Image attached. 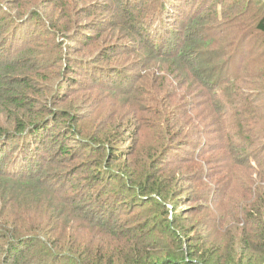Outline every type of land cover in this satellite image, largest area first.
<instances>
[{
    "label": "trees",
    "instance_id": "16d2710c",
    "mask_svg": "<svg viewBox=\"0 0 264 264\" xmlns=\"http://www.w3.org/2000/svg\"><path fill=\"white\" fill-rule=\"evenodd\" d=\"M11 1L17 2L14 8L10 7V10H13L10 17H13L17 23L22 13H25V2L28 0H0V11L6 12L4 5ZM72 3L71 0L59 1V10L69 12V9L72 10L74 7ZM100 3L101 1L90 2L86 4L82 12L91 15L96 11L112 12L115 6L111 1L113 6L107 4V8H101ZM138 12L131 13L134 25L127 23L128 26L124 25L121 28L132 36L139 32L144 33L142 19L149 17ZM153 14L152 12L151 15ZM99 17L101 20L93 17L94 19L86 25L77 21L73 27H70L71 21H68L61 26L60 32L70 34L77 28V32L79 30L83 32L84 40L87 39V42L103 40L102 33L101 35L88 33L95 30L102 32L106 29L105 25L111 26V18L105 15ZM191 19L195 25H202L203 16L197 15L196 18ZM113 24L115 27L120 26L119 22ZM29 25L27 24L26 27ZM12 27L17 26L12 21L7 23L2 13L0 35H6L9 43L5 42L3 47V42H0V49L4 51L0 52L1 157L13 152L14 147L11 143L15 141L16 136L23 135L25 130L39 127L32 132L38 134V131L46 126L36 123L32 120L35 116H30L28 120L30 124L25 127L24 120L17 112L25 110L27 104L29 85L25 84V71L33 69L32 63L28 62L33 48L29 43L20 47L19 41L22 43L24 37L29 40L30 34L27 31L26 38L25 31L22 30L18 32L19 38H17L18 34H13ZM81 27L82 30L79 29ZM47 28L50 29V27ZM255 29L264 35V14L256 17ZM77 32H73L75 37H69V41L76 42L79 39ZM159 35H163V40H157L148 45L152 50L149 58L169 62L171 73L175 71L174 67L179 65V78L177 73H172V82L175 85L173 92L179 87L181 90L177 97L184 103L183 106L168 105L165 99H157V92L162 85L160 83H157L158 87L151 85L150 93L154 95L149 101L155 104L154 109L149 110L153 112L149 118L153 122L150 125L153 131L152 140L148 147L138 145L139 158L131 162L132 166L137 164L139 170L135 171L130 167L126 158L124 161L117 159V167H109V169L101 165V158L93 161L88 159L82 164L90 165L92 170L87 176L92 175V180L87 178L86 186L79 181L75 185L71 177H67L65 180L69 181L67 187L64 182L61 185L63 188L56 191V186L58 188L62 180L57 176L58 173H63L60 171L64 167L60 162L61 159H59L61 169L51 170L47 167L48 163L43 168L40 158L31 160L28 155L26 162L23 158L24 165L28 163L25 165V171L14 173L17 178H13L9 168L0 167V241L2 242L0 243V264H46L45 259L55 261V254L58 260H65L64 264H264V184L259 182L261 185L257 188L248 184V180L254 181L253 175L256 177L258 173L262 176V173L253 169L254 149L250 146L254 141L246 134L243 126L247 116L237 107V103H232L229 108H225L221 96L214 104L210 100L211 93L215 94L219 86L216 81L217 74L221 73L223 76L225 68L221 64L223 61L216 59L219 53H213L211 61L208 58L202 60L208 54L204 50L205 54L201 55L202 48L206 46V49H210L209 39L204 36L201 38L191 36L190 40L185 38L174 40L173 34L169 31L159 32ZM92 37L94 39L89 41ZM11 43L16 46L10 47ZM15 47L21 49L20 52L15 50ZM139 49L146 51V45ZM22 52H25V60ZM14 54L18 55L17 60L11 61V56ZM47 59L50 60V58ZM192 59L190 63L189 60ZM138 62L140 66L145 64L141 58ZM181 75L184 78L191 75L192 78L189 77L185 83L184 79H180ZM138 77L139 75H136V78L133 76L132 79L138 80ZM111 83L117 85L119 81L114 77ZM197 96H202L205 101L197 102ZM197 106L199 110L192 114L191 110ZM186 107L189 108L188 111ZM205 109H208L209 113H205ZM185 113L191 115L185 117ZM75 116L72 114L68 117L72 123L77 124L89 117V115L79 118ZM55 118H57L56 122L64 124L65 119L62 115L59 116L57 113ZM140 118L141 115L137 114L136 121L138 122ZM6 123H13L14 129L4 126ZM232 123H234V129L231 128ZM70 130L71 128L68 129ZM112 131L113 129L109 128L105 133L107 140H104L102 145L105 144L109 152L115 151V156L121 151L120 145H125L129 139L126 142L119 140L118 135H111ZM79 132L82 136L89 138L87 142L85 141L84 147L100 151V145L95 144L94 133L89 135L82 127ZM189 134L197 135V138H200V135L209 137L216 135L219 139L216 144L207 141V146L204 143L196 145L195 148L207 147L205 152L208 151L215 157L227 155L244 164L234 162L232 168L227 165H213L216 163L211 160L212 156L203 158L206 156L203 153L197 158L186 159L184 168L190 181L202 183L208 195L201 190H196V192L187 191L181 198V194L174 195L173 179L162 175L163 171L160 167L165 158L178 156V154L174 155L176 149L198 142L195 139H186ZM100 136V133H97V138L101 140L102 136ZM140 136H142L140 131L133 133L135 140H140ZM18 138L16 144L19 149V145L25 143V136ZM54 139L51 142L58 147L57 157L64 158L72 154L66 145L61 146ZM3 140H6L9 146L7 143L2 144ZM133 145L134 143L129 148L131 149ZM260 150L264 153V143H261ZM128 155L138 157L132 152ZM124 156H127V153ZM29 160L33 163L32 165H29ZM36 165L40 166L38 175ZM238 172H246L249 176L239 183L241 177L239 175L234 177V173L238 174ZM235 181L241 188L243 195L241 198L230 194L234 188H237L234 186ZM212 190H214L213 194L223 195V200L226 201L223 203L222 200L223 204L226 206L229 202L233 204L231 210L241 214L242 224L229 210L223 211V214L218 217L220 220H213L210 217L200 218L199 215L185 217L186 212H195L194 214L198 212L197 205H189L191 198L194 197L196 202L200 201L207 198ZM56 192H60L62 196L54 194ZM195 195L202 197L198 199ZM39 203L43 205L40 206ZM83 204L87 211L79 209V205ZM184 206H189V209L184 210ZM223 216L225 219L222 220ZM207 219L209 223H203L202 220ZM222 221L223 223L218 225ZM205 229L208 234L211 233L207 239H205L206 234L202 232ZM43 234L45 237L42 238ZM214 236L217 238L215 244H213ZM47 239L53 240L50 244L54 243L63 255L50 254L47 251L42 255L33 254L28 257L31 258L29 261H25L26 251L28 249L37 251L39 246L46 247L49 244ZM218 242H220L219 246ZM206 243L213 246V252L206 249Z\"/></svg>",
    "mask_w": 264,
    "mask_h": 264
},
{
    "label": "rangeland",
    "instance_id": "374dc122",
    "mask_svg": "<svg viewBox=\"0 0 264 264\" xmlns=\"http://www.w3.org/2000/svg\"><path fill=\"white\" fill-rule=\"evenodd\" d=\"M59 1L63 0L26 1L25 13H22V17L17 23L13 17H10L13 13L10 7L14 8L17 5L16 1L6 3L4 5L6 9L2 6L6 12L0 11V17L3 13L7 23L12 21L17 26L11 28L14 35L23 30L27 38V31L29 32V40L24 37L22 43L19 41L18 45L24 47L22 45L30 44L33 48L28 59V62L32 63L33 69H26L25 71V84L29 85L27 87L29 89L27 104L25 110L17 111L19 117L24 120L25 127L30 124L28 123L30 116H35L32 120L36 123L46 125L44 129L38 131V134L32 132L39 129V127L33 130H25L23 135L16 136L15 141L11 143L15 151L0 156V167L3 169L9 168V171H12L13 178H17L16 172H24L25 165H28V163H25V165L23 163V158L26 162L28 155L31 160L40 158L43 168L48 163L47 167L51 170L61 169L59 163V159H61L60 162L64 167L60 171H63V173H58L57 176L62 180L58 188L54 186L56 191L63 188L61 185L64 182H66L67 187L69 183V181H65L67 177H71V181L75 185L78 181L85 184L87 178L92 180V175L87 176L90 174L89 171L92 170L90 165L82 164L88 159L93 161L101 158V165H105L109 169V167H117V159L124 161L126 158L130 167L138 171L137 164L132 166L131 162L139 158L138 147H148L153 135L150 128L153 122L149 119L151 114L153 115V112L149 110L154 109L153 106L155 105L149 101L154 95V93H150L151 85L157 86V83L162 85L157 92V99H165L170 106L176 104L183 106L184 103L183 100L177 97L181 89L178 87V90L173 92L175 85L172 82V73H177L179 78V65L175 66V71L171 73L169 62L149 58L152 55V50L148 45L155 43L157 40H163V35L160 36L159 32L169 31L173 34L174 40L175 38L190 40L191 36L208 38L210 49H206V46L202 48L201 55L205 54L204 50L208 52L202 60L208 58L211 61L212 54L219 53L216 59L223 61L221 64L225 68L223 76L221 73L217 74L216 81L219 86L215 94L211 93L210 100L214 104L221 96L225 108H229L232 103H237V107L242 109L244 115L247 116L246 123L243 126L246 134L254 141L250 146L254 149L253 165L255 166L253 169L262 173V176L258 173L256 177L253 175L254 181L250 182L248 180V184L254 185L256 188L264 184V153H261L260 150L261 143H264V35L255 29L256 17L264 14V0H71L74 7L72 10L69 9V12L59 10ZM99 1H101V8H107V4L111 6L115 4L112 12L109 10L105 12L96 11L93 15L82 12L86 4L90 2L99 3ZM137 12L149 16L142 19L144 33L148 36L143 32L132 36L131 33L121 29L127 23L134 25L131 13ZM152 12L153 15H151ZM35 13L36 15H34ZM100 15L111 18V26L105 25L106 29L102 32L95 30L88 31V33L94 35H101L102 33L104 34L103 40L87 42V39L84 40L83 32L80 30L77 32V28H75L73 32H77L79 39L76 42L69 41L68 38L75 37L73 36L75 34L73 32L70 34L60 32L61 26L68 21H71L69 23L70 27L76 25L77 21L86 25L94 19L93 17L101 20ZM197 15L203 16L202 25H195L191 19L192 17L196 18ZM113 21L115 23L119 22L120 26L115 27ZM27 24H30L29 27H26ZM47 27H50V29ZM79 29L82 30L83 28ZM154 31L156 32L153 37ZM17 38H19V34ZM7 39L6 35H0V42H3V47L5 42L9 43ZM93 39L94 37L89 41ZM145 45L146 51L139 49ZM14 46L16 45L11 43L10 47ZM16 49L19 52L21 50L15 47ZM0 52L3 53L4 51L0 49ZM22 53L25 60V52ZM17 56L16 54L11 56V61L17 60ZM139 58L144 60L145 64L142 66L138 62ZM189 61L191 63L193 59ZM17 72L20 73L21 71ZM136 75H139V79H132L133 76L136 78ZM114 77L119 81V84L111 83V79ZM189 77L192 78L191 75H188L187 78L181 75L180 79H184L186 83ZM194 87L196 88V85ZM173 93L176 94L173 95ZM199 101H205V98L197 96V102ZM185 109L188 111L189 108L186 107ZM198 110L199 107L197 106L191 112L195 114ZM206 112L209 113V110L205 109ZM57 113L59 116L64 117L63 125L61 122L55 121ZM190 113H185V117L191 115ZM72 114L78 116L77 118L88 117V115L89 117L84 122L77 124L69 120L68 116ZM137 114L141 115L138 122L136 121ZM4 126L10 129L15 127L13 123H6ZM81 127L89 135L95 134V144L100 145V151L84 147L89 138L80 134ZM70 128L71 130L68 131ZM109 128L113 129L111 135H118L119 140L126 142L129 139L125 145H120L121 151L115 156V151L109 152L106 145H102V142L107 140L105 133ZM231 128L234 129V123L231 124ZM138 131L141 132L142 136L139 137L140 140H135L133 139V133ZM97 133L102 136L101 140L97 138ZM21 136H25V143L20 144L18 149L16 142L19 140L18 137ZM52 139L61 146L66 145L72 151V154L64 158L57 157L58 147L52 145ZM186 139H195L198 142L176 149L174 155L178 154V156L165 158L160 167L163 171L162 175H167L170 179H173L175 196L181 194L180 197L182 198L187 191L196 192V190H201L205 192V195H208L206 193L208 191L202 183L197 184L190 181L184 168L186 159L197 158L199 154L203 153L206 155L203 158L209 155L212 156L211 160L216 163L213 165H227L232 168L234 162L243 163L233 160L227 155L215 157L208 151L205 152L207 147L195 148L196 145H203L204 143L206 145L207 141L216 144L219 142L216 135L213 137L200 135V138H197V135L189 134ZM1 143L5 144L7 142L3 140ZM132 143L134 145L130 149L129 146ZM7 146H9L8 143ZM131 152L138 157L129 156L128 154ZM23 153L25 155H22ZM126 153L127 156H124ZM32 164L29 160V165ZM207 166L210 167L209 164ZM35 169L36 172L38 171L36 173L38 175L40 166L36 165ZM238 175L241 177L239 183L249 176L246 172L234 173V177ZM234 186L237 188L230 192L231 196L241 198L243 196L241 188L238 187L236 181ZM70 188L69 190H71ZM213 191L207 198L197 202L194 197L191 198L192 201L189 205H197L198 212L197 214L186 212L185 217L191 218L199 215L200 218L210 217L213 220H220L218 217L223 214V211L229 210L242 224L241 214L231 210L233 204L229 202L226 206L223 204L226 202L223 200V195L218 196V194H213ZM54 194L62 196L60 192ZM195 196L198 199L202 197L200 195ZM39 204L40 206L43 205V203ZM184 207V210L189 209V206ZM79 209L87 211L85 204L79 205ZM223 219H225V216L222 217ZM202 221L205 224L209 223L208 219ZM63 223L65 224V222ZM222 223L223 221L217 224L221 225ZM80 230L82 231V229ZM202 232L206 234L205 239L211 235V233L208 234L207 229L202 230ZM43 237H45L44 234ZM214 237L213 244L217 242L216 236ZM52 241L47 239L49 244L46 247L37 245V247L39 246L37 251L28 249L25 253L27 255H25V261H29L31 258L28 257L33 254L42 255L47 251L50 254H62L54 243L50 244ZM0 243L2 242L0 241ZM205 247L210 249L211 252L214 251L213 246L208 243ZM54 257V262L49 259H45L44 262L46 264H64L65 260H58L56 254ZM60 260L62 261L60 262Z\"/></svg>",
    "mask_w": 264,
    "mask_h": 264
}]
</instances>
